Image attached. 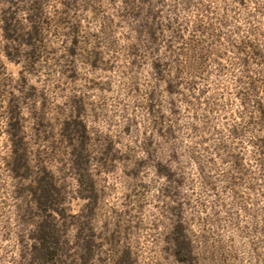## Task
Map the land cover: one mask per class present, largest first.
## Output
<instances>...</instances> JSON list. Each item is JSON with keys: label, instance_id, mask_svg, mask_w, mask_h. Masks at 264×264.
<instances>
[{"label": "rangeland", "instance_id": "obj_1", "mask_svg": "<svg viewBox=\"0 0 264 264\" xmlns=\"http://www.w3.org/2000/svg\"><path fill=\"white\" fill-rule=\"evenodd\" d=\"M29 1L0 0V264L45 221L64 264H180L176 231L192 264H264V0ZM42 177L53 210L27 224Z\"/></svg>", "mask_w": 264, "mask_h": 264}, {"label": "trees", "instance_id": "obj_2", "mask_svg": "<svg viewBox=\"0 0 264 264\" xmlns=\"http://www.w3.org/2000/svg\"><path fill=\"white\" fill-rule=\"evenodd\" d=\"M6 3L8 0H2ZM29 7L27 11H34L33 9V0L29 1ZM37 15L33 13L30 19H34ZM1 30L3 33V37L5 40L9 41L10 43H17L21 45L31 46V40L34 39L33 36H30L28 40H23V38H19L16 36L17 26L14 24L13 16L9 14L3 13L1 15ZM9 112V120H15L14 111L10 110ZM75 118L79 117L78 114H74ZM8 122L9 128V135H10V144H11V156L9 159L8 167L9 170L13 173V175L17 177H26L25 175L20 176L18 172L23 169L25 166L24 162V149L21 147V141L18 138V127L13 122ZM73 127V128H72ZM65 132H72V134H78L74 126L71 123H66L63 129ZM73 130V131H72ZM71 134V133H70ZM18 138V139H17ZM82 149V148H81ZM264 155V140H260V148H259ZM80 152V148H75L72 150L70 155L72 158H76ZM165 178L170 179L169 174L165 173ZM30 195V201L28 203L25 202L27 205L24 210L22 209L23 213L20 214V218L27 219L25 222L28 224L30 222L31 214L30 210L28 209V204L33 203V206L40 211L39 216L46 218L45 213L52 209V192H54V188L48 182H46V177H42L41 179L35 180V184L33 187H28L24 189ZM23 191H17L18 196H21ZM21 211V210H20ZM39 213V212H38ZM30 240L37 241L41 247L38 248H31L29 253V259L27 260L28 264H35L38 262L39 264H64L63 257H65V253L62 251L59 245L61 244L60 236L58 234L53 233V230L47 221L39 225L38 234L37 235H28ZM174 248V256L176 261L180 264H192L193 257L191 255V250L189 248V244L186 241V237L180 233V231H176L175 237L173 238L172 242ZM86 255H92L90 249L88 247L85 248ZM70 259V258H69ZM88 258H82V264L88 263ZM70 261V260H69ZM73 264V262H70ZM120 264V263H118Z\"/></svg>", "mask_w": 264, "mask_h": 264}]
</instances>
